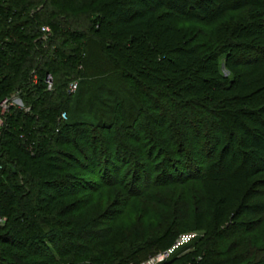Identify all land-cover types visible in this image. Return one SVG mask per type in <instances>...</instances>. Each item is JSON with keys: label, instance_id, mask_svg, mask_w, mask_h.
<instances>
[{"label": "trees", "instance_id": "1", "mask_svg": "<svg viewBox=\"0 0 264 264\" xmlns=\"http://www.w3.org/2000/svg\"><path fill=\"white\" fill-rule=\"evenodd\" d=\"M59 2L93 9L86 17L70 18L50 7L54 0H0V105L14 94L24 99V106L11 100L0 113V217L6 219L0 224V264H51L59 257H66V264H138L162 249L172 229L145 246L131 247L128 241L119 248L109 240L104 246L107 238L91 222L82 226L63 218L64 197L81 192L87 181L72 172L75 162L90 169L122 154L136 169L164 171L168 183L198 179L213 198L223 192L208 184L221 185L216 170L230 154L231 159L241 154L239 168L252 165L246 183L264 173V134L243 121L262 117L264 109V2ZM246 8L245 15L235 16ZM174 18L214 25L213 36L200 40L196 32L203 27L190 32ZM72 82L78 83L74 93ZM62 112L67 120L60 119ZM87 134L92 155L81 144L85 162L60 148ZM251 137L252 155L246 149ZM196 146L199 157L192 151ZM103 175L105 180L112 174ZM130 191L144 194L135 185ZM226 199H208L204 232L181 245L193 247L192 253L180 259L172 253L158 264H264V244L246 236L264 222V203L248 221L236 218L247 207L221 205ZM74 238L95 242L79 245ZM225 241H231L227 248ZM147 247L150 251L142 252ZM83 256L87 263L77 260Z\"/></svg>", "mask_w": 264, "mask_h": 264}, {"label": "rangeland", "instance_id": "2", "mask_svg": "<svg viewBox=\"0 0 264 264\" xmlns=\"http://www.w3.org/2000/svg\"><path fill=\"white\" fill-rule=\"evenodd\" d=\"M3 1L5 2V0ZM232 1L234 0H228V4ZM254 1L264 2V0ZM54 2L55 4H50V7L57 9V14H63L70 18L86 17L93 9V5L84 7H74L72 5L70 7L68 4L60 3L59 0H54ZM48 10L51 12V8ZM246 10L247 8L236 10L234 14H236L235 16H243L246 14ZM4 18L3 16V19ZM172 22L180 28L189 31H197L200 27H203L204 30L202 32H196L200 40H206L213 36L212 28L214 25L201 22L199 24V21L195 23L185 22L180 18H174ZM201 24L206 26L204 27ZM1 27L2 22L0 23V28ZM98 45L99 44L96 46ZM66 46L72 47L70 42H68ZM221 71L225 76L231 75L224 65H221ZM12 99L13 103L21 107L24 106V99H21V93L12 95ZM259 115H262V117H259L257 114L254 116H244L243 121L247 120V125L253 127L256 133L261 132V134H264V109H262V113ZM155 117L157 119L158 115H155ZM10 130H12V128ZM239 130L240 133H243L242 129ZM76 140L77 142L75 143L60 145L61 147H59L73 152L80 158L81 162H85L86 158L84 157L81 144L89 149L86 153L90 156V154L92 155L90 149L92 146L91 140L88 138V134L86 137L84 135H81V137L78 136ZM251 140L254 143V139L251 137L250 143L246 147V149L250 148V155H252V150L255 147L252 146ZM131 144L134 145L137 143L131 142ZM224 144L227 145L224 141L220 144V148ZM191 145L194 146V140L191 141ZM192 151L195 157H199L198 146H196V148L193 147ZM232 156L233 154H230L229 157L225 158L226 160L224 161L222 169L216 170L215 175L221 176V185L216 186L214 183L208 184L211 185L210 187L212 189L215 187L213 189L214 191H216L215 189H221L223 192L215 195L214 198L211 197L210 192L205 190L206 184L198 179L183 183L180 181L168 183L170 179H168V177L165 179L166 174H164V171H153L148 169L147 171L142 167L136 169L133 160L129 157L125 159L122 154L114 160L115 162L107 161L106 163L105 161H99L98 164L93 165V163L90 169H81V165L79 166L78 163L75 162L76 164L72 172L84 176L87 181L86 184H83L84 186L81 192L64 197L62 203L63 207H61V216L65 219L73 220L74 223L82 226L91 222L96 225L95 231L99 230V233L103 235L105 239L107 238L104 246L110 243H113L110 245L117 243L116 245L119 248L126 246L128 241H130L131 247L145 246V244L156 241L160 236L165 234L168 228H171V235L160 244L159 249H162L147 259H143L138 264H143L149 260H155V263L152 264H158L169 258L172 253H175L173 257L180 259L184 257V254L187 255L194 251L193 247L183 248L181 246L184 242H187V240L183 239L184 233H189L190 236L195 237L196 234L200 235V233L204 232L205 222L208 220V214L206 213L209 209L208 199L218 200L224 196L227 199L226 201H222L221 205L227 204L236 209L240 206L243 208L246 206L247 209H242V212L240 210V214L238 213L239 215H236V218L240 220L251 221L253 219L251 216L254 218L258 216L259 212L256 211L258 210L256 206L264 203V173L256 175L251 181H248L249 179L246 173L252 170V165L246 164V166L244 165L239 168L238 164L242 160L241 154L231 159ZM45 162L47 163V161ZM114 166H116V171L112 168ZM149 167L151 169V166ZM235 168L236 171L234 172ZM107 171L112 175L107 176V178L103 180V172L105 173ZM189 171L190 170H188V172ZM148 174L151 175V179L146 178V176H149ZM5 175L6 174H3V172L1 173L3 178ZM156 175H158L159 179L156 178ZM246 179H248L247 181L249 183L243 181ZM118 180H120V182H118ZM114 181L118 182L119 185H112ZM134 185L144 190V194L136 195L134 193L135 195L133 196L130 190L134 188ZM257 192L260 194H257ZM146 194H148V198L143 197ZM35 196L36 193H32V198H35ZM242 199H244V202ZM71 203L73 205L69 206L68 209L64 208V206L71 205ZM218 205L220 206L219 203ZM1 233L2 231L0 234ZM246 236L253 243L260 245L264 244V222L256 230L249 231ZM73 240L79 243V245H89L91 242H95V239L92 240L91 238H74ZM122 240H124V242L120 243ZM230 242L231 241H225L224 248H227ZM11 248L10 246L9 250L16 256L18 250ZM147 251H150V248L147 247L142 252ZM65 259L66 257H59L54 262H51V264H66ZM77 260L82 263L88 262L87 256L78 257Z\"/></svg>", "mask_w": 264, "mask_h": 264}, {"label": "built area", "instance_id": "3", "mask_svg": "<svg viewBox=\"0 0 264 264\" xmlns=\"http://www.w3.org/2000/svg\"><path fill=\"white\" fill-rule=\"evenodd\" d=\"M43 31H49V28L46 27V28H43ZM48 83H49V88H52V82L47 80ZM77 87H78V83L77 82H72L70 84V87H69V90L71 93H74L76 90H77ZM13 100L12 98H5L2 102H1V105H0V110H1V115H4L7 111H8V108L10 106V101ZM13 103V102H12ZM0 115V126L3 125V117ZM60 119L62 120H67L68 119V114L66 112H62L61 114V117ZM5 218L4 217H0V224H3L5 222ZM192 236L190 235H185L183 237L184 240H189L191 239ZM152 263H155V260H149L148 262H145L143 264H152Z\"/></svg>", "mask_w": 264, "mask_h": 264}]
</instances>
